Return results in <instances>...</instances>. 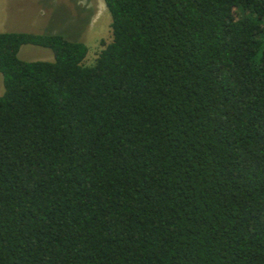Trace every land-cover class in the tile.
<instances>
[{
	"label": "trees",
	"instance_id": "16d2710c",
	"mask_svg": "<svg viewBox=\"0 0 264 264\" xmlns=\"http://www.w3.org/2000/svg\"><path fill=\"white\" fill-rule=\"evenodd\" d=\"M102 1L0 33V264H264V0Z\"/></svg>",
	"mask_w": 264,
	"mask_h": 264
},
{
	"label": "rangeland",
	"instance_id": "374dc122",
	"mask_svg": "<svg viewBox=\"0 0 264 264\" xmlns=\"http://www.w3.org/2000/svg\"><path fill=\"white\" fill-rule=\"evenodd\" d=\"M0 33L60 35L83 43L84 66H93L112 41L111 17L102 0H0ZM18 58L25 62L53 60L50 50L25 45ZM0 74V96L3 94Z\"/></svg>",
	"mask_w": 264,
	"mask_h": 264
}]
</instances>
